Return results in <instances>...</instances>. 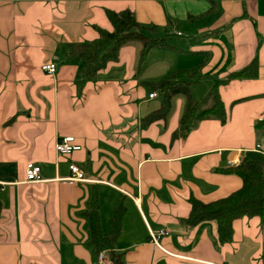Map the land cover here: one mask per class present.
<instances>
[{"label":"crops","instance_id":"crops-1","mask_svg":"<svg viewBox=\"0 0 264 264\" xmlns=\"http://www.w3.org/2000/svg\"><path fill=\"white\" fill-rule=\"evenodd\" d=\"M131 11L142 45L83 79L68 53L112 32L109 12ZM257 60L258 76L220 87L227 122L207 119L173 139L188 96L177 94L164 119L146 124L163 100L152 84L195 72L190 95L206 97L218 80ZM56 65L54 74L42 70ZM157 94L150 98V95ZM74 137L70 156L55 150ZM264 151V0H0V264H99L86 212L97 200L103 237L124 208L114 250L125 264H264V223L242 217L221 243L215 221L184 224L190 198L209 203L240 190L235 169ZM29 164L41 182L26 183ZM89 182H67L69 166ZM161 232L166 234L160 235ZM156 235V245L151 235Z\"/></svg>","mask_w":264,"mask_h":264},{"label":"trees","instance_id":"trees-1","mask_svg":"<svg viewBox=\"0 0 264 264\" xmlns=\"http://www.w3.org/2000/svg\"><path fill=\"white\" fill-rule=\"evenodd\" d=\"M108 18L113 31H100V36L93 42L75 45L68 53L70 57L82 60V81L94 78L100 71L119 59L120 50L128 45L140 43L142 45L141 58L154 49L162 47L160 39L146 36L140 28L136 16L127 10L121 13L109 12ZM258 76L257 60L243 70L231 74L226 80H218L201 101L194 100L190 95V87L197 78L195 72H179L171 78L152 84V90L156 91L163 100L159 111L145 119L146 124L157 119H164L171 107V99L177 94L188 96L179 128L174 132L173 139H186L191 131L197 128L199 123L207 119H217L221 123L227 122V112L221 100L220 87L234 79L254 78ZM7 170V166H0V178L10 180L15 174L13 166ZM240 176L243 186L230 196L214 202H203L194 197L190 198L191 212L184 220L188 227H195L206 221H215L218 227V237L221 243H229L233 239V223L242 217H259L264 223V155L252 160L245 158L235 169ZM0 203V216H1ZM92 234V245L98 252H109L110 264H125L121 254L114 250V243L121 234L124 208L119 205L111 221L109 237H103L101 232L99 205L96 199L91 201V209L86 212Z\"/></svg>","mask_w":264,"mask_h":264},{"label":"built area","instance_id":"built-area-1","mask_svg":"<svg viewBox=\"0 0 264 264\" xmlns=\"http://www.w3.org/2000/svg\"><path fill=\"white\" fill-rule=\"evenodd\" d=\"M243 1V0H240ZM42 70L46 72L47 74H54L56 72V65L53 63H46L45 65L42 66ZM157 94H152L150 95V98L156 97ZM82 147L76 143V140L74 137H65V138H60L57 140L55 144V150L60 156H70L74 152L80 151ZM257 150L261 152V147L258 146ZM264 155V151L261 152ZM70 170V176L64 181L75 183V182H89L88 178L86 177V174L84 171L79 168L76 164H70L69 166ZM41 169L39 166L34 165V164H29L27 166L26 170V183H38L41 182ZM0 185L4 186L6 185L5 183H1ZM166 234L165 232H161L160 235ZM153 242L158 245L157 241V236L156 235H151ZM108 263V258L105 254V252H101L99 254V264H106Z\"/></svg>","mask_w":264,"mask_h":264}]
</instances>
